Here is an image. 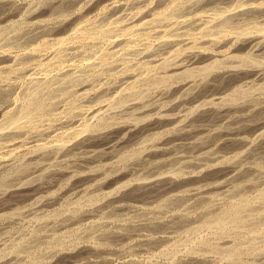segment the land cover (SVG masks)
<instances>
[{
	"label": "rangeland",
	"instance_id": "rangeland-1",
	"mask_svg": "<svg viewBox=\"0 0 264 264\" xmlns=\"http://www.w3.org/2000/svg\"><path fill=\"white\" fill-rule=\"evenodd\" d=\"M118 1L0 0V264H264V0ZM214 58L226 68L198 70ZM178 62L192 76L168 80ZM209 106L230 112L198 121L217 136L190 147L178 137ZM230 128L246 143H223Z\"/></svg>",
	"mask_w": 264,
	"mask_h": 264
},
{
	"label": "bare ground",
	"instance_id": "bare-ground-1",
	"mask_svg": "<svg viewBox=\"0 0 264 264\" xmlns=\"http://www.w3.org/2000/svg\"><path fill=\"white\" fill-rule=\"evenodd\" d=\"M70 1H71V0H70ZM239 1H240V0H239ZM114 2H116V0H114ZM118 2H119V1L117 0V4H118ZM240 2L243 3L242 1H240ZM240 2H239V4H240ZM66 3H67V2H66ZM245 3H247V2L245 1ZM245 3H244V5H246ZM256 3H257V2H256ZM108 4L111 5L110 3H108ZM108 4H107V6H109ZM177 4H178V3H177ZM258 4H259V2H258ZM261 4H263V3H260V4H259L260 7H261ZM52 5H53L52 7L54 8V4H52ZM55 5H56V4H55ZM113 5H114V3L112 2V6H113ZM174 5H176V4L174 3L173 6H174ZM253 5H254V4H253ZM256 5H257V4H256ZM105 6H106V5H105ZM239 6H241V5H239ZM52 7H51V8H52ZM242 7H243V6H242ZM242 7H241V8H242ZM257 7H258V6H257ZM58 8H59V7H58ZM58 8H57V10H58ZM109 8H110V6H109ZM173 8H174V7H173ZM250 8H252V7H249V9H250ZM59 9H60V8H59ZM232 9H233V8H232ZM247 9H248V8H247ZM249 9H248V10H249ZM253 9H255V8L253 7ZM253 9H252V11H253ZM115 10H117V9H114V11H115ZM229 10H230V9H229ZM241 10H242V9H241ZM245 10H246V9H245ZM245 10H244V11H245ZM250 10H251V9H250ZM250 10H249V11H250ZM263 10H264V9H263ZM114 11H113V12H114ZM246 11H247V10H246ZM246 11H245V12H246ZM258 11H259V10H258ZM261 11H262V8H261ZM261 11H259V12H261ZM111 12H112V11H111ZM226 12H227V10H226ZM239 12H240V10H239ZM245 12H243V14H244ZM256 12H257V11H256ZM253 13L255 14V10L253 11ZM155 14H156V13H155ZM161 14H162V13H161ZM227 14H228V13H227ZM232 14H233V13H232ZM235 14H236V12H235ZM235 14H234V15H235ZM238 14H239V13H237L236 16H237V17H238V16L240 17L241 15H238ZM240 14H241V13H240ZM247 14H249V13H247ZM251 14H252V13H251ZM257 14H258V12H257ZM257 14H256V15H257ZM259 14H261V13H259ZM262 14H264V13H262ZM224 15H226V14H224ZM229 15H230V12H229L228 16H229ZM234 15H233V16H234ZM245 15H246V14H245ZM245 15H243L244 17L242 16V19L244 18V20H245L246 17H247V18H252V17H251L252 15H251V16L249 15V17H248L247 15H246V17H245ZM256 15H255L252 19H254L255 17H257ZM230 16H231V15H230ZM233 16H232V17H233ZM236 16H235V17H236ZM259 16H260V15H259ZM262 16L264 17V15H262ZM239 17H238V18H239ZM260 17H261V16H260ZM226 18L228 19L227 16H226ZM226 18H225V20H226ZM233 18H234V17H233ZM233 18L231 19V17H230L231 20H229V23H232ZM257 18H258V17H257ZM223 19H224V18H223ZM223 19H222V20H223ZM236 19H237V18H236ZM258 19H259V18H258ZM263 19H264V18H263ZM114 20H115V19H114ZM219 20H220V19H219ZM239 20H240V19H239ZM111 21H112V20H111ZM111 21H110V22H111ZM220 21H221V20H220ZM230 21H231V22H230ZM241 21H242V20H241ZM252 21H253V20H252ZM117 22H118V21H117ZM222 22H228V21H224V20H223ZM242 22H243V21H242ZM250 22H251V21H250ZM255 22H257V21L255 20ZM262 22H263V21H262ZM262 22H261V24H262ZM113 23H114V22H113ZM115 23H116V20H115ZM217 23H218V22H217ZM217 23H216V24H217ZM245 23H246V22H245ZM251 23H252V24L248 23V24L250 25V27H251V25H253V22H251ZM38 24H39V23H38ZM109 24H110V26L112 25L111 27L114 26V25L111 24V23H109ZM144 24H145V22H144ZM212 24H215V22L212 23ZM212 24H211V25H212ZM218 24H219V23H218ZM221 24H222V23H221ZM224 24H225V23H224ZM224 24H223V25H224ZM211 25H210V26H211ZM230 25H233V24H230ZM249 25H246V26L249 27ZM254 25H255V24H254ZM262 25H263V24H262ZM106 26H108V25H106ZM106 26H105V27H106ZM116 26H118V25H116ZM133 26H135V25H133ZM207 26H208V25H207ZM220 26H222V25H220ZM243 26H244V25H243ZM263 26H264V25H263ZM125 27H127V25H125ZM128 27H130V26H128ZM213 27H214V26H213ZM222 27H223V26H222ZM231 27H232V26H231ZM231 27H230V28H229V27L227 28V29H229V30H228L229 32L232 31V30H230V29H232ZM244 27H245V26H244ZM244 27H242V28H244ZM250 27H249V28H250ZM255 27H256V26H255ZM257 27H258V26H257ZM257 27H256V28H257ZM41 28H42V27H41ZM106 28H107V27H106ZM109 28H110V27L108 26V29H109ZM113 28H114V27H113ZM217 28H218V27H217ZM245 28H247V27H245ZM259 28H260V27H259ZM115 29H116V27H115ZM124 29H125V28H123V30H124ZM128 29H129V28H128ZM211 29H213V28H211ZM227 29H226V31H224V30L221 31V29H219V30H220V31H219V30L216 29V32L218 31V34H219V35H222V34H220V33L223 32V31H224V33L227 32V34H229L228 31H227ZM247 29H248V28H247ZM253 29L255 30L254 27H253ZM101 30H102V29H101ZM104 30H105V29H104ZM200 30H201V29H200ZM243 30H244V29H243ZM250 30H251V29H250ZM262 30H263V29H262V27H261V32L264 31V30H263V31H262ZM110 31H113V29H112V30L109 29V33H110ZM131 31H132V30H131ZM209 31H210V30H209ZM213 31H214V30H212V31H210V32H213ZM240 31H241V30H240ZM240 31H238V32H240ZM245 31H246V29H245ZM257 31H259V30H257ZM98 32H99V31H98ZM104 32H105V31H104ZM104 32H103V30H102V34H103ZM106 32H108V31H106ZM106 32H105V33H106ZM123 32H124V31H123ZM125 32H126V30H125ZM125 32H124V33H125ZM251 32H252V31H251ZM74 33H75V32H74ZM85 33H86V32H85ZM93 33H94V32H93ZM93 33H92V34H93ZM99 33H100V32H99ZM245 33H247V32H245ZM255 33H256V32H255ZM255 33H254V34H255ZM106 34H107V33H106ZM125 34H126V33H125ZM146 34H147V33H146ZM207 34H208V31H207ZM213 34H214V37L212 36L213 38L210 36V39H211V40H212V39H215V35H216V34H215V31L213 32ZM231 34L233 35V32H232ZM235 34H236V36L239 35V34H237L236 32H235ZM235 34H234V36H235ZM241 34H244V33L241 31ZM241 34H240V35H241ZM257 34H258V33H257ZM259 34H260V32H259ZM69 35H70V34H69ZM69 35H68V36H69ZM71 35H72V33H71ZM89 35H91V34L89 33ZM89 35H86V37L89 36ZM96 35H97V34H96ZM98 35H99V34H98ZM100 35H101V33H100ZM199 35H200V34H199ZM205 35H206V33H205ZM229 35H230V34H229ZM246 35H247V34H245V36H246ZM250 35H252V33L249 34L248 36H250ZM262 35H263V33H262ZM66 36H67V35H66ZM66 36H65V37H66ZM76 36H77V35H76ZM83 36H84V37H83ZM83 36H82V38H85V34H84ZM200 36H201V35H200ZM223 36H224V35H223ZM236 36H235L234 38H236ZM241 36H243V35H241ZM248 36H246V38H245V37H244V38L247 39ZM253 36H254V37H252V36L249 37L250 39H248V40H249L250 42L253 41V40H255V36H257V35L255 34V35H253ZM65 37H63V39H64ZM72 37H73V36H72ZM89 37H91V36H89ZM93 37H94V36H93ZM93 37H92V38H93ZM193 37H194V36H193ZM197 37H198V36H197ZM208 37H209V35H208ZM217 37H218V36H216V38H217ZM224 37H225V36H224ZM258 37H259V36H258ZM258 37H256V38H258ZM263 37H264V36H263ZM263 37L261 36V38H263ZM61 38H62V37H61ZM68 38H69V37H68ZM68 38H67V39H68ZM73 38H76V37H73ZM82 38H81V39H82ZM221 38H222V36H221ZM221 38H220V39H221ZM225 38H226V37H225ZM237 38L239 39V37H237ZM261 38H260V40L262 41V43H264V42H263L264 40H262ZM67 39H66V40H67ZM69 39H70V38H69ZM86 39H88V37H87ZM86 39H85V40H86ZM94 39H95V38H94ZM166 39H168V38H166ZM187 39H188V38H187ZM187 39H186V40H187ZM192 39H193V38H192ZM199 39H200V38H199ZM217 39H219V37H218ZM217 39H216V42H217ZM223 39H224V38H222V40H223ZM227 39H228V37H227ZM240 39H241V38H240ZM240 39H239V40H240ZM75 40H77V38H76ZM92 40H93V39H92ZM204 40H205V39H204ZM228 40H229V39H228ZM232 40H233V39H232ZM242 40H243V39H241V42H242ZM260 40H259V41H260ZM63 41H64V40H63ZM71 41H72V40H71ZM174 41H175V40H174ZM208 41H209V39H208ZM219 41H220V40H219ZM234 41H236V40H234ZM55 42H56V41H55ZM58 42H59V43H57V45L61 44V43H60L61 40L59 41V38H58ZM68 42H69V41H68ZM168 42H169V41H168ZM176 42H177V41H176ZM183 42H184V41H183ZM195 42H196V41H195ZM195 42L192 43L194 46H195ZM197 42H198V40H197ZM205 42H206V41H205ZM212 42H213V40H212ZM214 42H215V40H214ZM220 42H221V41H220ZM228 42H229V41H228ZM228 42H227V43L225 42V44L223 43L224 46L227 45ZM244 42H245V40H244ZM250 42H249V44L252 43V42H251V43H250ZM255 42H256V40H255ZM255 42H254V43H255ZM257 42H258V40H257ZM42 43H43V42H42ZM169 43H170V42H169ZM171 43H174V42H171ZM185 43H186V42H185ZM200 43H201V42H200ZM206 43H207V42H206ZM209 43H210V41H209ZM245 43H246V42H245ZM260 43H261V42H260ZM262 43H261V44H262ZM192 44H191V45H192ZM196 44H197V43H196ZM204 44H205V43H204ZM204 44H203V47H205ZM211 44H212V43H211ZM213 44H215V43H213ZM219 44H220V43H219ZM233 44H234V42H233ZM246 44H247V43H246ZM249 44H248V45H249ZM258 44H259V43H258ZM258 44H257V46H258ZM261 44H259V46H260ZM187 45H189V44H187ZM187 45H186V46H187ZM228 45H229V44H228ZM248 45H247V47H248ZM255 45H256V43H255ZM198 46H199V45H198ZM207 46H208V45H207ZM212 46H213V45H212ZM219 46H220V45H219ZM245 46H246V45H245ZM251 46H253V43H252ZM180 47H181V46H180ZM187 47H188V49H191V47L193 48V46H191L190 48H189V46H187ZM199 47H201V45H200ZM203 47H202V49H203ZM217 47H218V46H217ZM221 47H222V46H221ZM227 47H229V46H227ZM241 47H242V45H241ZM249 47H250V45H249ZM261 47H263V45H261ZM177 48H179V47H177ZM177 48H176V51H177ZM208 48H210V47H208ZM211 48H212V47H211ZM214 48H216V47H214ZM222 48H223V47H222ZM182 49H183V47H182ZM184 49H185V47H184ZM184 49H183V50H184ZM186 49H187V48H186ZM199 49H201V48H198L197 51H199ZM212 49H213V48H212ZM216 49H217V48H216ZM224 49H225V48H224ZM241 49H242V48H241ZM250 49H251V48H250ZM252 49H253V47H252ZM255 49H257V48H255ZM205 50H207V48H205ZM228 50H230V49H228ZM228 50H226V51L228 52ZM176 51H175V52H176ZM178 51H180V49H179ZM178 51L176 52L177 55H178V53H180V52H178ZM184 51H185V50H184ZM207 51H208V50H207ZM209 51H210V50H209ZM213 51H214V50H213ZM218 51H219V50H217V52H218ZM248 51H249V50H248ZM202 52H203V51H202ZM202 52H201V53H202ZM205 52H206V51H205ZM211 52H212V51H211ZM219 52H220V51H219ZM250 52H251V51H250ZM176 53H175V57H177V56H176ZM181 53H182V50H181ZM181 53H180V54H181ZM184 53H185V52H184ZM195 53H196V52H195ZM197 53H198V52H197ZM209 53H210V52H209ZM244 53L246 54V52H244ZM247 53H249V52H247ZM180 54L178 55V57H180ZM186 54H187V53H186ZM192 54H193V52H192ZM213 54H215V53H213ZM222 54H223V52H222ZM224 54H225V52H224ZM224 54H223V55H224ZM226 54H228V53H226ZM229 54H230V53H229ZM234 54H235V53H232V55H234ZM236 54H238V53H236ZM198 55H200V53H198ZM198 55H197V56H198ZM202 55H203V54H201V56H202ZM238 55H239V54H238ZM238 55H237V56H238ZM240 55L242 56V54H240ZM240 55H239V56H240ZM182 56H183V55H182ZM205 56H207V55L205 54ZM208 56H209V55H208ZM210 56H213V55H211V53H210ZM210 56H209V57H210ZM224 56H225V55H224ZM244 56H245V55H244ZM246 56H247V55H246ZM246 56H245L244 58H246V61H247V57H246ZM194 57H195V56H194ZM203 57H204V56H203ZM203 57H202L201 59H204ZM226 57H227V56H226ZM230 57H231V55H230ZM170 58H171V57H170ZM210 58H213V57H210ZM233 58H234V57H233ZM240 58H241V57H240ZM167 59H168V58H167ZM181 59H183V58H181ZM186 59H188V57H187ZM186 59H184V60L186 61ZM190 59H191V61L193 60V59H192V56H191ZM194 59H195V58H194ZM214 59H215V58H214ZM172 60H174V59H172ZM178 60H179V59H178ZM178 60H176V61H178ZM184 60H183V61H184ZM204 60H205V59H204ZM206 60H207V58H206ZM217 60H218V59H217ZM217 60L215 59V60L212 61V59H211V62H210V63L207 62L208 64L206 63V64H204V66L202 65L201 67L198 68V70H205V71L208 70V72H209V70L212 69L213 67L215 68V66H216V68L218 67L217 69L219 70V68H221L222 66L219 67V66H220L219 64H221V63H220L219 61H217ZM229 60H231V59H229ZM233 60H236V59H233ZM179 61H180V60H179ZM187 61H188V60H187ZM191 61L189 60L188 62H191ZM196 61L199 62L198 60H196ZM196 61H192L191 63L196 62ZM200 61H201V60H200ZM202 61H203V60H202ZM220 61L222 62V59H221ZM224 61H225V60H224ZM224 61H223V62H224ZM249 61H250V60H249ZM249 61H248V62H249ZM253 61H254V59H253ZM253 61H252V62H253ZM261 61H262V60H261ZM174 62H175V61H174ZM223 62H222L221 65H223V67H225V66H226V65L224 66L225 62H224V63H223ZM256 62H257V61H256ZM258 62H259V61H258ZM169 63H170V62H169ZM172 63H173V62H172ZM176 63H177V62H176ZM178 63H179V62H178ZM183 63H184V62H183ZM233 63H234V62H233ZM173 64H174V63H173ZM173 64H172V67H173V68H172V72H173V73L171 72V69H170L169 76H167V77H168V80H169V78L174 77V75H177L178 77H179V76H184V77L186 76V77H187V76L191 75V70H192V69L189 70L191 67H190L189 69H188V68H187V69H186V68L184 69L183 67H185V65H183L182 63L176 64V65H173ZM226 64H227L228 67H229L232 63L230 64V63L227 61ZM229 64H230V65H229ZM257 64H258V63H257ZM261 64H262V63H261ZM237 65H239V64H237ZM186 66H187V65H186ZM196 66H197V65H196ZM198 66H199V65H198ZM231 66H232V65H231ZM239 66H240V65H239ZM250 66H252V65H250ZM254 66H255V63H254ZM169 67H171V65H170ZM169 67H168V71H169ZM228 67H227V68H228ZM233 67H234V66H233ZM259 67H260V66H259ZM262 67H263V66H262ZM194 68H195V66H194ZM225 68H226V67H225ZM237 68H238V67H237ZM237 68H236V69H237ZM251 68H252V67H251ZM253 68H254V67H253ZM228 69H229V68H228ZM233 69L235 70V68H233ZM241 69H242V68H241ZM260 69H261V68H260ZM166 70H167V69H166ZM166 70H165V75H166V74L168 75V73H166V72H167ZM214 70H215V69H214ZM222 70H223V69H222ZM238 70H239V69H238ZM242 70H243V69H242ZM252 70H253V69H252ZM255 70H256V69H255ZM258 70H259V69H258ZM223 71H224V70H223ZM228 71H229V70H228ZM197 72H198V71H197ZM202 72H203V71H202ZM202 72H200L201 75H202ZM217 72H220V71H217ZM225 72L227 73V75L229 74V72H227V70H226ZM252 72H253V71H252ZM256 72H257V71H256ZM170 73H172V74H170ZM193 73H194V72H193ZM200 73H199V74H200ZM215 73H216V72H215ZM221 73H222V72H221ZM223 73H224V72H223ZM234 73H235V71H234ZM246 73H247V72H246ZM249 73H251V72L249 71ZM254 73H255V71H254ZM254 73H253V74H254ZM194 74H195V73H194ZM216 74H217V73H216ZM216 74H215V76H216ZM235 74H237V71H236ZM235 74H234V75H235ZM238 74H239V72H238ZM130 75H131V74H130ZM163 75H164V73L162 74V76H163ZM165 75H164V76H165ZM196 75H197V74H196ZM207 75H209V74H207ZM212 75H213V74H212ZM218 75H220V74L218 73ZM218 75H217L216 77H220V76H221V75H220V76H218ZM229 75H230V74H229ZM232 75H233V71H232L231 76H232ZM248 75H249V74H248ZM158 76H160V75H158ZM158 76H157V77H158ZM191 76H192V75H191ZM205 76H206V75H205ZM213 76H214V75H213ZM223 76H224V74H223ZM225 76H226V74H225ZM225 76H224V78L221 76V77H222V78L220 77L221 79H220V78L217 79V78L215 77L216 80H215V79L212 80V84H211V85H213V86H219V85H220V86H221V84H219V83L223 82V79H225ZM231 76H229V77H231ZM236 76H237V78H238V75L232 76V77H233V79H232L233 81L236 80V79H234V78H236ZM239 76H240V75H239ZM129 77H130V76H129ZM154 77H155V76H154ZM178 77H177V78H178ZM193 77H194V76H193ZM202 77H203V76H202ZM206 77H207V76H206ZM229 77H228V78H229ZM155 78H156V77H155ZM162 78H163V77H162ZM179 78H182V77H179ZM195 78H196V77H195ZM200 78H201V77H200ZM204 78H205V77H204ZM213 78H214V77H213ZM228 78H227V79H228ZM240 78H241V77H240ZM132 79H133V78H132ZM149 79H150V78H149ZM156 79H158V78H156ZM156 79H154V80H156ZM163 79H165V78H163ZM163 79L160 78V80H162V82H164V81L166 82V81H167V78H166V80H164V81H163ZM175 79H176V78H175ZM185 79H186V78H185ZM187 79H188V77H187ZM154 80H153V81H154ZM177 80H178V79H177ZM191 80H192V78H191ZM202 80H203V78H202ZM206 80H207V79H205V81H206ZM225 80H226V79H225ZM225 80H224V82H225ZM228 80L230 81L231 79H228ZM132 81H133V80H132ZM132 81H130V83H131ZM134 81H136V80H134ZM194 81H195V80H194ZM205 81H203V82H205ZM207 81H208V80H207ZM213 81H215V82L213 83ZM229 81H228V83H229ZM158 82H159V79H158ZM158 82H157V83H158ZM162 82H161V83H162ZM171 82H173V81L171 80ZM171 82H169L170 85H172ZM201 82H202V81H201ZM203 82H202V83H203ZM132 83L135 84L134 82H132ZM154 83H156V82H154ZM169 83H168V85H169ZM187 83H188V82H187ZM210 83H211V82H210ZM228 83H227V84H228ZM230 83H231V82H230ZM144 84H145V83H144ZM158 84H159V83H158ZM158 84H157V85H158ZM164 84H165V83H164ZM180 84H181V87H184L183 85H186V84L181 83V82H180ZM194 84H195V83H194ZM218 84H219V85H218ZM225 84H226V82H225ZM227 84H226V85H227ZM165 85H166V84H165ZM187 85H188V84H187ZM191 85H192V84H191ZM197 85H198V84H197ZM197 85H196V86H197ZM207 85H208V84H207ZM131 86H133V85H130V87H131ZM176 86H177V85H176ZM193 86H194V85H193ZM196 86H195V87H196ZM170 87H171V86H170ZM190 87H191V86H190ZM205 87H206V86H205ZM261 87H263V86H261ZM132 88H134V87H132ZM147 88H148V87H147ZM168 88H169V87H168ZM184 88H185V87H184ZM238 88H239V87H238ZM127 89H128V87H127ZM127 89H124V90H127ZM137 89H138V88H137ZM195 89H196V88H195ZM195 89H194V90H195ZM128 90H129V89H128ZM132 90H133V89H132ZM187 90H188V89H187ZM189 90H190V89H189ZM197 90H198V89H197ZM201 90L203 91V89H201ZM208 90H210V89H208ZM239 90H240V92H241V89H239ZM122 91H123V90H122ZM136 91H137V90H136ZM136 91H133V92H135V94H136ZM138 91H139V90H138ZM165 91H166V90H165ZM178 91H179V90H178ZM192 91H193V90H192ZM204 91H205V90H204ZM234 91H235V90H234ZM236 91H237V90H236ZM86 92H88V91H86ZM86 92H85V93H86ZM89 92H90V91H89ZM120 92H121V89H120V91L118 92V94H119ZM131 92H132V91H131ZM133 92L130 93V94L133 95V94H134ZM166 92H167V91H166ZM207 92H208V91H207ZM85 93L83 92V94H85ZM116 93H117V92H116ZM123 93H124V92H123ZM127 93H128V92H127ZM127 93H126V94H127ZM180 93H181V92H180ZM182 93H183V92H182ZM198 93H200V90H198ZM124 94H125V93H124ZM130 94H129V96H130ZM138 94H139V92H138ZM174 94H175V93H174ZM178 94H179V93H178ZM206 94H207V93H206ZM224 94H225V93H224ZM228 94H229V93H228ZM233 94H234V93H233ZM238 94H239V91H238ZM85 95H86V94H85ZM121 95H122V94H121ZM127 95H128V94H127ZM140 95H141V94H140ZM200 95H201V94H200ZM200 95H199V96H200ZM204 95H205V94H204ZM230 95H231V94H230ZM235 95H236V93H235ZM116 96H117V95H116ZM124 96H125V95H124ZM125 97H126V96H125ZM130 97H131V96H130ZM134 97H137V95H135ZM182 97H184V96H182ZM191 97H193V96H191ZM191 97L187 99V100H189V103H190V102L192 103V102L194 101V99H195L194 97H193V98H191ZM227 97H228L227 99H232V97L229 96V95H228ZM233 97H234V95H233ZM122 98H123V97H122ZM127 98H128V97H127ZM132 98H133V96H132ZM219 98H220V97H219ZM223 98H226V97L223 96ZM123 99H124V98H123ZM128 99H129V98H128ZM215 99H216V98H215ZM217 99H218V98H217ZM217 99H216V100H217ZM114 100H115V98H114ZM187 100H186V102H187ZM211 100H212V99H211ZM211 100H210V101H211ZM112 101H113V100H112ZM123 101H124V100H123ZM202 101H203V100H202ZM208 101H209V100H207V102H208ZM210 101H209V102H210ZM214 101H215V100H214ZM219 101H220V100H219ZM229 101H230V100H229ZM231 101H232V100H231ZM234 101H235V100H234ZM236 101H237V100H236ZM221 102H224V101H221ZM191 103H190V104H191ZM203 103H205V102H203ZM219 103H220V102H219ZM224 103H225V102H224ZM214 104H215V103L213 102V107L215 106ZM220 104H221V103H220ZM222 104H223V103H222ZM222 104H221L220 107H222ZM232 104H233V103H232ZM235 104H236V102H235ZM235 104H233V105H235ZM97 105H98V104H97ZM99 105H100V104H99ZM202 105H203V104H202ZM205 105H206V104H205ZM209 105H210V104H209ZM243 105H244V104H243ZM101 106H102V105H101ZM195 106H196V105H195ZM198 106H199V108L202 107V106H200L199 104H198ZM207 106H208V105H207ZM210 106H211V105H210ZM210 106H209V107H210ZM224 106H226V105L224 104ZM235 106H236V105H235ZM235 106H234V107H235ZM248 106H249V105H248ZM102 107H104V104H103ZM125 107H126V106H125ZM130 107H131V106H130ZM204 107H205V106H204ZM209 107H207L208 109L205 108V111L200 110V111H202V112H201V113H197L198 116L196 115L197 117L195 116L196 118H194V119L191 121L192 123L190 122V124H189V125H190V128L188 127L187 130L184 129V132L181 131L183 135L180 133L181 136L178 137V138H187V139H189V143H188V144H189L190 147L198 148V147H197V144H198V143H196V140H197V139L199 140V138H196V137H197V136H198V137H199V136H202V135L204 134V132L206 131V130H205V131L202 133V128H200V129H201V131H200V129L198 128V127H200V126H199V123H197L198 121L201 122V121H206L207 119L210 120V119H212V117L215 118V116H218V115H220V117H219V116H218V117L221 118V117L223 116V114L225 115V112H226V111H224V112H221L222 110L220 111V109H222L223 107L220 108L219 110H218V108H216V107H215L216 110H215V108H214V109H213V108L211 109V107H210V109H209ZM218 107H219V106H218ZM263 107H264V106H263ZM195 108H196V107H195ZM195 108H194V109H195ZM199 108H198V109H199ZM95 109H96V108H95ZM100 109H101V108H100ZM105 109H106V108H105ZM225 109H226V108H225ZM225 109H223V110H225ZM242 109H243V107H242ZM257 109H259V108H257ZM257 109H256V111H257ZM262 109H264V108H262ZM103 110H104V109H103ZM196 110H197V108H196ZM196 110H193V111L195 112ZM203 110H204V109H203ZM226 110H229V109H226ZM232 110H233V109H232ZM251 111H252V110H251ZM259 111H261V110L259 109ZM262 111L264 112V110H262ZM227 112H230V111H227ZM227 112H226V114H227ZM257 112H258V111H257ZM257 112H255V113H257ZM100 113H102V112H100ZM260 113H261V112H260ZM97 114H99V112H98ZM97 114H96V115H97ZM228 114H229V113H228ZM253 114H254V111H253ZM25 115H26V114H25ZM99 115H102V114H99ZM258 115H259V112H258ZM18 116H19V115H18ZM18 116H17V117H18ZM25 117H26V116H25ZM261 117H262V116H261ZM113 118H114V117H113ZM113 118H112V119H113ZM137 118H138V117H137ZM13 119H14V118H13ZM15 120H16V119H15ZM110 120H111V119H110ZM131 120H132V119H131ZM137 120H139V119H137ZM23 121H24V120H23ZM111 121H112V120H111ZM115 121H116V120H115ZM140 121H141V120H140ZM167 121H168V120H167ZM234 121H236V120L233 119V123H234ZM10 122H11V121H10ZM12 122H13V121H12ZM104 122H105V121H104ZM108 122H109V121H108ZM229 122H230V121H229ZM14 123H15V122H14ZM18 123H21V122L18 121ZM22 123L24 124L25 122H22ZM105 123H106V122H105ZM120 123H122V122H119V124H120ZM124 123H125V122H124ZM126 123H127V122H126ZM196 123H197L198 125H196ZM231 123H232V122H231ZM7 124H9V123H7ZM10 124H11V123H10ZM10 124H9V126H10L9 128L12 129ZM89 124H90V123H89ZM89 124H85V125L82 124L83 126L80 128V130H81V131H84V130H86V131H87V130L90 131L89 129H91V125L89 126ZM107 124H108V123H107ZM107 124H106V125H107ZM113 124H115V122H114ZM135 124H136V123H135ZM1 125H2V123H1ZM1 125H0V126H1ZM13 125H14V124H13ZM15 125H16V124H15ZM18 125H21V124H18ZM108 125H109V124H108ZM108 125H107V126H108ZM110 125H112L111 122H110ZM191 125H192V126H191ZM226 125H227V124H226ZM240 125H241V124H240ZM242 125H243V124H242ZM246 125H247V124H246ZM100 126L102 127V125H100ZM103 126L105 127V125H103ZM187 126H188V125H187ZM197 126H198V127H197ZM243 126H244V125H243ZM243 126H240V127H243ZM4 127H6V125H5ZM4 127L1 126L0 129H2V128H4ZM7 127H8V125H7ZM7 127H6V128H7ZM15 127H17V126H15ZM19 127H20V126H19ZM21 127H23V125H22ZM196 127H197L198 129H197ZM227 127H229V125H228ZM230 127H231V126H230ZM234 127H235V126H234ZM102 128H103V127H102ZM192 128H196V129H192ZM231 128H232V127H231ZM231 128H230V130L227 129V130H229L230 132H227V131L224 132V133H226V134L223 135L224 137L222 136V132L224 131V129H223L222 132H221V130H218V131H220L221 133L218 132V131H215V132L218 133V136H222V137H223V143H225V144H232V143H234V144H241V143H246V140H245L244 137H242V136H238V133H235V132H234V131H236V130H237V132H238L237 127H235V128H234L235 130L233 129L234 131H232V132H231V130H232ZM20 129H21V128H20ZM22 129H23V128H22ZM22 129H21V130H22ZM99 129H100V128H99ZM2 130H3V129H2ZM2 130H0V131H2ZM73 130H74V129H73ZM91 130H92V129H91ZM96 130H97V129H96ZM225 130H226V129H225ZM93 131H95V130H93ZM263 131H264V130H263ZM65 132H66V131H65ZM95 132H96V131H95ZM79 133H80V132H79ZM199 133H200V134H199ZM219 133H220L221 135H219ZM201 134H202V135H201ZM205 134H206V136H205V135H204V136L207 137L208 130H207V133L205 132ZM210 134H211V133H210ZM260 134H261V133H260ZM213 136L216 137L217 135L214 134ZM213 136H212V135H211V136L209 135V137H210L211 139L214 138ZM205 137H202V138H205ZM209 137H207V138H209ZM212 137H213V138H212ZM261 137H262V136H261ZM194 138H196V140H194ZM202 138H200V139H202ZM210 138H209V139H210ZM217 138H218V137H217ZM219 138H220V137H219ZM176 139H177V138H176ZM211 139H210V140H211ZM263 139H264V138H263ZM53 140H55V139H53ZM177 140H178V139H177ZM184 140H185V139H184ZM205 140H206V138H205ZM207 140H208V139H207ZM55 142H56V141H55ZM58 142H59V141H58ZM82 142H83V141H82ZM167 142H168V141H167ZM167 142H165V143H167ZM186 142H187V141H186ZM201 142H202V141H201ZM53 143H54V142H53ZM61 143H62V142H61ZM80 143H81V142H80ZM162 143H163V142H162ZM165 143H164V145H167V144H165ZM178 143H179V142H178ZM178 143H176V144H178ZM202 143H203V142H202ZM202 143H201V145H200V144H198V145L203 146L205 142H204L203 144H202ZM55 144H56V143H55ZM59 144H60V142H59ZM59 144H58V145H59ZM63 144H64V143H63ZM182 144H183V143H182ZM188 144H187V145H188ZM207 144H208V143H207ZM262 144H263V143H262ZM162 145H163V144H161V146H162ZM195 145H196V146H195ZM205 145H206V144H205ZM42 146L44 147V145H42ZM46 146H47V145H46ZM56 146H57V145H56ZM59 146H61V145H59ZM261 146H262V145H261ZM40 147H41V146H40ZM43 147H42V148H43ZM163 147H164V146H163ZM163 147L160 148V150L162 149L163 151H166V150H167L166 148H168V147H166V148H163ZM44 148H45V147H44ZM176 148H177V147H176ZM195 148H194V149H195ZM200 148H204V146H203V147H200ZM205 148H208V147H205ZM165 149H166V150H165ZM198 149H199V148H198ZM208 149H209V148H208ZM208 149H207V151H208ZM200 150H202V149H200ZM163 151H160V153H162ZM249 151H250V150H249ZM166 152H169V149H168V151H166ZM43 153H44V152H43ZM152 153H153V152H152ZM46 154H47V153H46ZM228 158H230V157H228ZM231 159H232V158H231ZM231 164H232V163H231ZM232 165H233V164H232ZM228 167H231V165H230V166L227 165V168L225 169L226 174H229V173H231V172H233V171L235 170V169H234L235 167H233V166H232L231 168H228ZM244 169H245V168H244ZM240 170H241V169H240ZM242 170H243V169H242ZM223 171H224V170H223ZM245 171H246V170H245ZM240 172H241V171H240ZM243 172H244V171H243ZM242 174H243V173H242ZM246 174H247V173H246ZM237 175H239V177H241V176H240L241 173H239V171H238V172H235V173L233 174L235 180H236L235 176L237 177ZM233 176L231 175L232 180H233ZM243 176L246 177L245 174H244ZM239 177H237V179H238ZM228 178H229V177H228ZM228 178H227V179H228ZM165 179H167V178H165ZM169 180H170V179H169ZM230 180H231V179H230ZM156 181H157V180H156ZM223 181H224V180H223ZM154 182H155V181H154ZM155 183H156V182H155ZM227 183H228V181H227ZM239 183H240V182H239ZM221 184H223V183H221ZM224 184H225V183H224ZM224 184H223V185H224ZM217 185H218V184H216V187L218 188L220 185H219V186H217ZM223 185H222V186H223ZM136 186H137V185H136ZM235 186H236V185H235ZM237 186H238V188L241 187L239 184H237ZM223 187H224V186H223ZM191 188H192V187H191ZM191 188H190V189H191ZM194 188H195V187H194ZM198 188H201V187L199 186ZM235 188L237 189V187H234L233 190H235ZM137 189H138V188H137ZM190 189H188V190H190ZM214 189H215V188H214ZM154 190H155V189H154ZM157 190H158V189H157ZM185 190H186V189H185ZM197 190H199V189H197ZM130 191H131V190H130ZM144 191H145V190H144ZM195 191H196V189H195ZM205 191H206V190H205ZM139 192H140V191H139ZM197 192H198V191H197ZM206 192H207V191H206ZM136 193H137V192H136ZM146 193H147V192H146ZM173 195H174V194H172V195H170V196L174 197L175 195L178 196V195H180V194H175L174 196H173ZM11 196H12V195H11ZM176 196H175V197H176ZM181 196H183V194H182ZM172 197H171V198H172ZM175 197H174V198H175ZM178 197H180V196H178ZM178 197H177V199H178ZM183 197H184V196H183ZM168 198H169V197H168ZM168 198H167V199H168ZM169 199H170V198H169ZM181 199H182V198H181ZM181 199L179 198V199L177 200V202H178L179 200H181ZM242 199H243L244 201L237 200V199H236L237 202L234 201L235 204L237 203L236 206H235V204H234V206L236 207V211H237V209H238L239 207L242 208V206H243V207L245 206V204H246V199H245L244 197H243ZM172 200H173V198H172ZM201 200H202V199H201ZM175 201H176V198H175ZM168 202H169V201H168ZM177 202H176V203H177ZM170 203H171V202H170ZM172 203H174V202H172ZM231 203H232V202H231ZM232 204H233V203H232ZM230 205H231V204H230ZM237 205H238V206H237ZM245 207H246V206H245ZM245 207H244V208H245ZM233 209H234V207H233ZM226 210H228V209H226ZM238 210H239V209H238ZM241 210H242V209H241ZM243 210H244V209H243ZM236 211L232 210V208H231V209H229L227 212L229 213L228 215H230L232 218L234 217V219H235V217L237 216L236 214H237V213L240 214L238 211H237V212H236ZM227 212H226V213H227ZM182 214H183V213H182ZM260 214L263 216L264 211H263V213H260ZM174 215H175V214H174ZM225 215H226V214H225ZM235 215H236V216H235ZM178 216H179V215H178ZM262 216H261V217H262ZM170 217H171V216H170ZM179 217H180V216H179ZM238 217H239V216H238ZM176 219H177V218H176ZM216 219H217V218H216ZM221 219H222V217H221ZM230 219H231V218H230ZM234 219H231V220H234ZM174 220H175V219H174ZM218 220H220V217H219ZM231 220H230V221H231ZM179 221H180V220H179ZM182 222H183V221H182ZM236 222H237V221H236ZM162 223H163V222H162ZM165 223H166V222H165ZM168 223H169V222H168ZM171 223H172V222H171ZM165 226H166V225H165ZM160 227H161V226H160ZM128 228H129V227H128ZM129 230H130V228H129ZM107 231H108V230H107ZM118 234H119V233H118ZM113 236H114V235H113ZM247 239H249V238H247ZM252 240H253V239H252ZM252 240H251V241H252ZM151 241H152V240H151ZM235 241H236V240H235ZM238 241H239V240H238ZM243 242H244V241H243ZM253 242H254V241H253ZM247 243H248V242H247ZM237 244H238V243H237ZM249 244H250V243H249ZM245 245H246V244H245ZM230 246H231V247H230ZM230 246H228V247H230V250H229V249L227 248V246H226V249L229 251V253H228V254L226 253V254L229 255V256H231L232 254H234V253H235V250H237V252H238V249H237V248H236V249L234 248V246H235L234 244H233V245H230ZM232 246H233V247H232ZM243 246H244V245H243ZM243 246H242V247H243ZM251 247H252V246H251ZM256 247H257V246H256ZM256 247H255V248H256ZM240 248H241V247H240ZM253 248H254V247H253ZM253 248H252V249H253ZM226 249H222V250H224V252H226ZM260 249H261V248H260ZM262 249H263V248H262ZM94 250H95V248H94ZM241 250H242V249H241ZM253 250H254V249H253ZM257 250H258V249H257ZM257 250H255V251H257ZM263 250H264V249H263ZM239 251H240V250H239ZM247 251H248V250H247ZM249 251H250V250H249ZM249 251H248V252H249ZM241 252H242V251H241ZM259 252H261V251H259ZM259 252L257 251V252H255V253L260 254ZM226 254H225V255H226ZM243 254H244V253H243ZM225 255H224V256H225ZM245 255H246V254H245ZM234 256H236V255H234ZM190 257H191V256H190ZM226 257H227V256H226ZM259 257H260V256H259ZM193 258H194V257H193ZM231 258H232V257H231ZM231 258H230L229 260H231ZM233 258H234V257H233ZM263 258H264V257H263ZM225 259H226V258H225ZM237 259H238V257H237ZM233 260H234V259H233ZM235 260H236V259H235ZM260 260H261V259H260ZM186 261H187V260H186ZM231 261H232V260H231ZM262 261H263V260H262ZM181 262H182V261H181ZM189 263H190V262H189ZM193 263H195V262H193ZM232 263H233V262H232ZM239 264H240V263H239ZM248 264H249V263H248Z\"/></svg>",
	"mask_w": 264,
	"mask_h": 264
}]
</instances>
